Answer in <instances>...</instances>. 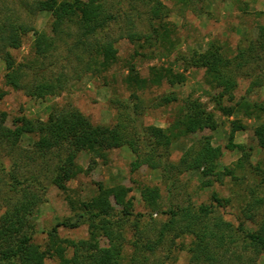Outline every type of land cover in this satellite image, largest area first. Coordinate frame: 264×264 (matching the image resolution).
<instances>
[{
	"label": "trees",
	"instance_id": "trees-1",
	"mask_svg": "<svg viewBox=\"0 0 264 264\" xmlns=\"http://www.w3.org/2000/svg\"><path fill=\"white\" fill-rule=\"evenodd\" d=\"M16 1L28 19L19 22L9 16L0 18V57L6 65L5 84L14 90L24 91L29 97L46 98L61 94L70 81L66 65L72 66L74 60L82 70L77 75L78 79L85 74L101 75L118 62L117 43L123 39L134 45L132 57H147L154 53L153 50H160L168 56L174 54L175 30L167 21L170 9L163 0ZM180 1L184 9L192 6L196 9L195 5L202 0ZM125 5L128 9H125ZM39 13L50 14L49 32L39 31L33 26L31 21ZM143 16H146L148 28L138 29L136 20H141ZM30 34L33 36V65L19 63L11 54V51L22 46ZM67 38H72V42L68 43ZM59 43L67 47L66 54L54 62V65L61 63L62 71L47 75L50 66L42 70L43 60L51 58L58 51ZM175 61L182 66V72L171 68H154L146 78L138 74L127 77L125 82L134 90L131 101H119L120 112L112 126L94 125L75 108H54L45 121L19 118V128L14 132L6 126L7 114L0 112V147L6 144L14 152L23 135H33L36 137V153H40L41 157L53 151L63 152L64 156L60 158L52 180V184L61 190H66V183L82 171L76 162L80 153L90 152L104 157L108 151L125 146L135 155L132 171L144 166L161 165L163 175L170 180V174L175 169L182 172L204 168L205 175L213 173L215 160L220 156L219 148H210L205 155L189 149L176 165L166 162V157L176 139L204 129L215 130L218 124L214 114L198 98L190 95L183 101L169 128L145 126L141 117L146 107L135 92L163 83L172 87L183 84L186 72L193 68L202 69L204 83L213 92L214 102L220 111L226 112L224 102L227 101L234 103L235 113L246 117L264 116V100L250 102L246 97L235 98L240 78L250 79L249 94L255 88L264 86V25L258 27L255 39L236 52H230L212 41L204 52L175 53ZM38 66L40 70L35 69ZM27 68L34 70L29 81H26L29 77ZM72 69L75 71L76 67ZM3 96L4 92L0 91V99ZM243 128L234 122L231 140L235 132ZM255 136L259 146L264 149V124L256 128ZM18 170L17 160L7 167L0 157V201L5 205V211L0 216V264H45L47 257L53 255L59 258L60 264H120L125 258L126 245L132 248L129 256L131 264L148 263L169 235H172V245L181 237H193L188 249L190 264H235L233 257H241L232 249L239 243L243 245V251L264 257V228L253 232L240 225L235 229L216 215L211 205L171 206L166 212V221L158 224L153 220L142 224L144 215L134 213L133 201L127 199L128 190L122 188L106 190L102 197L84 203L82 213L75 220L59 222L49 232V244L44 249L34 243L35 226L26 220L35 209V202L28 190L41 186V181L36 177L23 178ZM111 196L116 197L121 207L119 213L112 208ZM141 196L148 209L160 211L158 188L144 187ZM215 201L221 204L218 198ZM86 222L89 227L88 240L71 242L58 237L59 227L78 228ZM128 223L134 232L132 240L125 233ZM102 232L111 234L112 243L108 248L92 251L91 243ZM63 244L73 248L74 253L70 258L66 257ZM157 264L164 263L160 261Z\"/></svg>",
	"mask_w": 264,
	"mask_h": 264
},
{
	"label": "rangeland",
	"instance_id": "rangeland-1",
	"mask_svg": "<svg viewBox=\"0 0 264 264\" xmlns=\"http://www.w3.org/2000/svg\"><path fill=\"white\" fill-rule=\"evenodd\" d=\"M33 1V0H27ZM170 9L167 19L175 30L173 35L176 45L173 55H166L160 50L147 57H132L134 45L127 40L117 43L119 60L101 75L85 74L81 79L77 75L82 73L74 60L67 66L70 81L66 89L59 95L46 98L29 97L24 91L14 90L5 84L6 65L0 57V91L4 96L0 99V112L7 114L6 126L16 132L19 128L18 119L26 117L30 120L45 121L54 108H75L85 115L94 125L112 126L117 122L120 112L119 101H131L130 89L125 82L129 75L138 74L142 78L148 77L151 70L171 68L182 72V66L175 61V53L192 54L195 51L204 52L212 41L236 52L238 48L245 47L255 39L258 27L264 25V0H202L190 9H184L180 0H163ZM125 9L127 5L124 6ZM145 9L142 11L144 12ZM0 11L3 16L13 20L25 21L28 19L25 11L16 0H0ZM33 26L41 31H50V14L39 13L32 19ZM138 29L148 28L146 16L136 20ZM33 36L28 35L22 46L11 51L19 63L32 64L34 55L31 53ZM72 42V38H67ZM58 51L51 58L43 60L42 70H47V75L62 71L61 63L54 62L66 54V45L59 43ZM152 51V50H151ZM52 63V65H50ZM52 67V68H51ZM72 67H76L75 71ZM40 70V67H35ZM34 70L28 69L26 73L33 75ZM44 72V71H43ZM250 79L240 78L239 87L235 98L246 97L250 102L264 100V86L255 88L250 94L248 88ZM143 105L146 107L141 117L145 126H155L167 129L174 122L176 115L188 96L198 98L207 110L214 114L217 121L215 130L203 131L183 136L176 139L170 148L166 162L170 165L179 163L189 149L200 155H205L210 148H219L220 156L215 160L213 173L205 175L203 169L184 170L176 169L171 172V180L163 175L161 165L144 166L137 171H132L131 164L135 155L129 147L108 151L104 157H99L90 152H82L76 162L82 171L76 178L66 183V190H61L52 184L56 167L64 153L53 151L41 157L36 153L34 143L36 137L23 135L17 150L12 152L10 147L3 144L0 147V157L5 165L11 166L15 160L22 177H36L41 181V186L30 187L28 191L33 202L34 212L26 220H30L36 230L34 243L46 248L49 244V232L61 221L75 220L83 211V204L103 196L109 189H126L127 199H132L135 214H143L142 224L156 220L158 224L166 221L171 206L211 205L215 214L229 222L235 229L240 225L251 229L253 232L264 228V149L258 144L255 130L264 124L262 117H246L235 113L233 104L224 102L226 112L223 113L216 106L213 92L204 83L202 69H190L186 72V81L183 84L169 86H149L144 90L136 91ZM238 122L244 128L237 130L231 140L230 135L233 123ZM231 141L233 147H231ZM144 187H156L160 192L159 212H152L144 203L141 190ZM110 197L114 212L119 213L120 206ZM215 198L221 201L217 204ZM5 211L4 202L0 201V216ZM152 213V215L150 214ZM88 223L78 228L59 227L57 234L62 241H86L89 239ZM126 237L132 240L133 231L130 223L126 227ZM169 235L164 244L158 249L157 254L151 256L148 263L157 264H190L189 247L193 237L184 236L174 241ZM112 243L109 232H102L90 249L97 251L105 249ZM66 248L65 255L70 258L73 248L63 244ZM237 256L233 257L234 263L264 264V257L243 251L239 243L235 249ZM132 253L130 245L125 246V258L120 264H131L129 256ZM253 262V263H252ZM45 264H60L56 255L47 257Z\"/></svg>",
	"mask_w": 264,
	"mask_h": 264
}]
</instances>
